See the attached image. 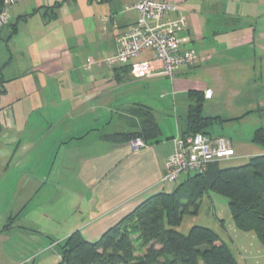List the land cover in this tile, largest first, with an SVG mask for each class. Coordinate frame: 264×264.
<instances>
[{
  "label": "crops",
  "instance_id": "0c3cea01",
  "mask_svg": "<svg viewBox=\"0 0 264 264\" xmlns=\"http://www.w3.org/2000/svg\"><path fill=\"white\" fill-rule=\"evenodd\" d=\"M166 1L179 8L169 18L187 19L178 33L182 49L200 58L172 78L135 79L128 66L86 68L90 58L99 62L117 54L118 37L137 23L138 13L128 10L136 0H19L10 7L8 23L0 28V137L12 133L16 141L7 145L17 146L15 154L40 156L16 162L13 177L0 163V188L13 187L18 196L13 207L0 210V264H58L59 245L71 234L79 231L97 242L145 200L190 179L163 181L174 140L188 128L190 94L202 95L203 115L205 105L217 108L240 98L241 120L264 117V0ZM154 59L146 51L138 61ZM208 90L211 99L205 97ZM143 108L155 116L159 139L142 151L112 140L141 128ZM217 113L204 117L231 120ZM240 145H233L236 155L227 161L244 160ZM42 218L61 232L47 231ZM11 219L14 231L7 228ZM14 232L39 236L38 248L20 252Z\"/></svg>",
  "mask_w": 264,
  "mask_h": 264
},
{
  "label": "trees",
  "instance_id": "16d2710c",
  "mask_svg": "<svg viewBox=\"0 0 264 264\" xmlns=\"http://www.w3.org/2000/svg\"><path fill=\"white\" fill-rule=\"evenodd\" d=\"M6 1L0 0V13ZM16 31L17 24L12 35ZM190 102L183 137L200 133L214 138L209 129L215 121L239 120L204 117L203 97L198 93L190 94ZM142 112L136 133L118 134L112 140L156 142L161 134L159 124L150 110L143 108ZM252 142L264 148V127L255 131ZM210 194L226 198L236 228L254 233L264 245V155H260L242 166L209 164L205 172L194 174L173 192L145 200L97 242L87 241L79 231L71 234L59 245L58 264H240L212 229L193 226L187 235L177 230L186 216L198 215L201 199Z\"/></svg>",
  "mask_w": 264,
  "mask_h": 264
},
{
  "label": "built area",
  "instance_id": "2783aa9c",
  "mask_svg": "<svg viewBox=\"0 0 264 264\" xmlns=\"http://www.w3.org/2000/svg\"><path fill=\"white\" fill-rule=\"evenodd\" d=\"M19 0H7L0 13V28L8 23L9 9ZM138 13L136 25L117 39L118 52L115 56L99 62L88 59L87 70L93 64L107 68L128 66L135 79L157 76L174 77L183 68L195 67L200 58L192 50H183V40L178 33L187 27V19L180 15L169 18L179 8L166 0H136L128 8ZM146 51L154 53V61H138ZM207 99L212 98V91L205 92ZM174 153L165 163V184H176L183 174L203 173L209 164L223 162L235 157L232 141L225 137L210 138L203 134L178 137L174 140ZM133 151L147 149L148 144L142 139L130 142ZM26 264V263H21Z\"/></svg>",
  "mask_w": 264,
  "mask_h": 264
},
{
  "label": "rangeland",
  "instance_id": "374dc122",
  "mask_svg": "<svg viewBox=\"0 0 264 264\" xmlns=\"http://www.w3.org/2000/svg\"><path fill=\"white\" fill-rule=\"evenodd\" d=\"M0 49H1L0 51V74H1V68H2L1 66L3 64L1 60H3L4 58V51H5V46L1 42H0ZM0 81L1 82L3 81L1 75H0ZM2 92L3 90L0 91V96ZM208 107L209 105L204 106L205 116L211 115L213 114V112L216 111L218 112L217 114H220L223 119H239L226 123L215 121L212 127L209 129L210 132H213L214 130V133L216 134L224 135L229 139L231 138L234 147L237 145L238 142L243 143V145H240V152L242 155L245 156L244 160L240 159L231 162L223 161L220 162L221 167L242 166L245 165L250 160V158L258 156L261 153L264 154L263 153L264 148L255 145L252 142L254 133L257 130V128L264 127V117L258 118L255 116H250L245 120H240V116H241L240 114H242L240 111V98L236 100V102L229 103L227 105H219L217 108L215 107L208 108ZM158 118L161 120V117ZM172 120L173 122L175 121L174 118H172ZM3 125L7 127L10 126L9 119L3 121ZM11 134L12 133L0 137V163H3L4 165L3 168H5L4 171L7 173H12V177H13V175L16 174L17 171V169H13L14 164H16V162L21 161L23 164L27 163L40 156L39 155L40 153L36 152L33 154H29L28 151L25 153L24 151L21 150V152L15 154L14 149L17 146L11 145L8 148L7 145L9 142L16 141V139H14L13 136H9ZM21 139L22 141H24L23 136L21 137ZM45 156L46 155H42V158H44ZM194 174L195 173H190L191 176H193ZM183 175H188V174H183ZM12 177L9 178L13 179ZM8 188L9 187L7 185L5 186L4 184L0 188L2 189L0 191L1 195H3L2 193L3 190H5L2 198L0 195V210L7 209L8 207H13V205L16 203V200L18 198V196L13 195L12 193L11 189L13 187L10 188V191ZM54 196H55V191H54ZM57 210H58V206L54 207L51 212L56 214ZM1 212L2 211H0V214ZM52 213L51 215H53ZM7 222L9 223L7 228H9L10 226H13L14 220L13 222L12 220H8ZM40 222L42 226L45 229H47V231L55 232L53 234H57L61 232V228L55 226V224L51 220H46L45 218L44 219L42 218L40 219ZM0 224H2L1 218H0ZM193 226H204L216 232L221 237V239L229 246L232 253L234 254V256L236 257V259L240 264H264V245L259 241V239L256 237L254 233H244L236 228V225L234 223V220L232 218L229 209L228 200L226 198L217 194L206 195L200 201V210L198 215L186 216L183 220V223L177 230L182 234L187 235ZM15 228L16 227L13 226L12 230L14 231ZM14 234H15V238H14L15 242H18V240L20 241V243H17L15 245V247L19 246L20 252L22 253L32 252L31 250L33 248V245L35 246V248H38L39 243L37 242H39L41 239L39 236L37 237L32 236L25 238V236H21L17 232H14L12 235ZM11 238L13 241V236ZM28 239H33V240L29 241Z\"/></svg>",
  "mask_w": 264,
  "mask_h": 264
}]
</instances>
